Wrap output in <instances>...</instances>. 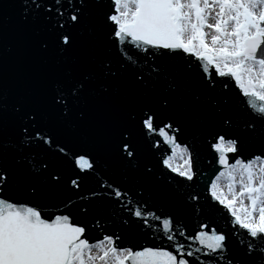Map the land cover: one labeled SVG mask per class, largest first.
Instances as JSON below:
<instances>
[{
    "label": "snow or ice",
    "instance_id": "6c2138e0",
    "mask_svg": "<svg viewBox=\"0 0 264 264\" xmlns=\"http://www.w3.org/2000/svg\"><path fill=\"white\" fill-rule=\"evenodd\" d=\"M16 7L15 24L0 10V264H264V0ZM197 142L223 169L203 203ZM221 211L227 230L177 219Z\"/></svg>",
    "mask_w": 264,
    "mask_h": 264
},
{
    "label": "water",
    "instance_id": "95a60500",
    "mask_svg": "<svg viewBox=\"0 0 264 264\" xmlns=\"http://www.w3.org/2000/svg\"><path fill=\"white\" fill-rule=\"evenodd\" d=\"M19 3L20 0H0V10L5 11L10 16V23L12 24H15L18 20V7L16 6H18ZM185 83L187 86L190 87L196 86L195 81L188 77H185ZM230 83L234 84V82H230ZM238 91H239L238 89H233L231 92L228 93L229 97L234 98ZM217 92H219V86L217 88ZM231 108L234 112L236 111L234 105H232ZM237 114L239 113L237 112ZM195 127H197V125H193V128ZM190 138H191L190 133H186L185 136L179 137L180 140H186ZM197 149H198V157L196 160V168L198 172V178H197L196 191L201 194V203H203V198L205 195H207L206 188L209 185V181L215 179V176L219 174V171H223V169H221L219 165L212 160V154L209 153L205 147H202L199 142H197ZM251 150H255V149H251ZM247 155L248 153L246 152L245 156ZM158 159H159V154L156 157H153L151 154L145 151V153L141 157V163L148 164L156 168L157 171H159L160 168L156 164V161ZM164 172L166 175H171L170 173H167V170H164ZM115 178L117 179L120 178L119 172L116 173ZM147 190L152 193L153 200L155 201V203L150 202L149 204V207L152 208V210L157 211L158 214L165 211H175L171 202L160 195L156 186L149 185ZM222 215H223V211L209 218V215L207 213L204 215H195L189 212V213H180L177 216V219L181 227L186 225L188 233L194 234L196 231L199 230V225L204 222L208 223L211 227H216L218 230H227L229 225L223 219H221ZM102 235L103 233L99 231H93L89 233L90 239H92L93 241L97 237ZM125 237H126L125 244L127 245L140 244V245L150 246L152 244V241L150 239H145L144 237L139 235H129L125 233ZM230 243L232 244L233 248H235V243L233 241H230Z\"/></svg>",
    "mask_w": 264,
    "mask_h": 264
},
{
    "label": "rangeland",
    "instance_id": "374dc122",
    "mask_svg": "<svg viewBox=\"0 0 264 264\" xmlns=\"http://www.w3.org/2000/svg\"><path fill=\"white\" fill-rule=\"evenodd\" d=\"M222 185H223V181H222ZM225 191H227V189H226V187H225V189H224Z\"/></svg>",
    "mask_w": 264,
    "mask_h": 264
}]
</instances>
